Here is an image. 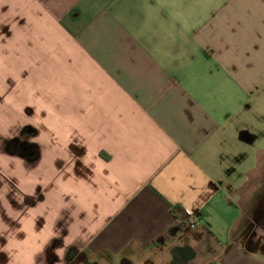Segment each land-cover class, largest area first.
I'll return each mask as SVG.
<instances>
[{
  "label": "crops",
  "instance_id": "crops-1",
  "mask_svg": "<svg viewBox=\"0 0 264 264\" xmlns=\"http://www.w3.org/2000/svg\"><path fill=\"white\" fill-rule=\"evenodd\" d=\"M263 164L264 0H0V264L229 260Z\"/></svg>",
  "mask_w": 264,
  "mask_h": 264
},
{
  "label": "rangeland",
  "instance_id": "rangeland-1",
  "mask_svg": "<svg viewBox=\"0 0 264 264\" xmlns=\"http://www.w3.org/2000/svg\"><path fill=\"white\" fill-rule=\"evenodd\" d=\"M237 163L239 162L232 161V165ZM247 164H249V162ZM258 172L260 180L258 182L257 190L256 192L254 191L252 196L249 194L244 200L247 213L240 219L237 245L229 251V260L221 262L215 261L213 264H264V239H256L254 236L252 239L245 233L249 222L251 220L255 221V215H258L260 209L264 207V164L262 170ZM254 183L255 180L253 179L249 185H254ZM250 239L254 240L253 244L250 243ZM220 249L221 247L215 243V240L206 239L205 242L197 246V256L194 259L195 264H203L205 260L212 257L214 254L219 253L221 251Z\"/></svg>",
  "mask_w": 264,
  "mask_h": 264
},
{
  "label": "flooded vegetation",
  "instance_id": "flooded-vegetation-1",
  "mask_svg": "<svg viewBox=\"0 0 264 264\" xmlns=\"http://www.w3.org/2000/svg\"><path fill=\"white\" fill-rule=\"evenodd\" d=\"M16 141L12 142V147L18 146L20 143ZM245 233L248 234L249 237L253 239V236L256 237V239H264V207L260 209L259 214L255 215V221L251 220L249 222V225L247 226V229L245 230ZM251 235V236H250ZM257 242V241H256ZM250 243L253 244L254 240L250 239ZM229 248L225 250L226 253H229ZM184 256H186V252H184Z\"/></svg>",
  "mask_w": 264,
  "mask_h": 264
},
{
  "label": "built area",
  "instance_id": "built-area-1",
  "mask_svg": "<svg viewBox=\"0 0 264 264\" xmlns=\"http://www.w3.org/2000/svg\"><path fill=\"white\" fill-rule=\"evenodd\" d=\"M188 222H189V224L191 225V226H193L194 224H195V222H194V218L189 214L188 215Z\"/></svg>",
  "mask_w": 264,
  "mask_h": 264
},
{
  "label": "trees",
  "instance_id": "trees-1",
  "mask_svg": "<svg viewBox=\"0 0 264 264\" xmlns=\"http://www.w3.org/2000/svg\"><path fill=\"white\" fill-rule=\"evenodd\" d=\"M70 254H71V249H68V250L66 251V260L69 259Z\"/></svg>",
  "mask_w": 264,
  "mask_h": 264
}]
</instances>
